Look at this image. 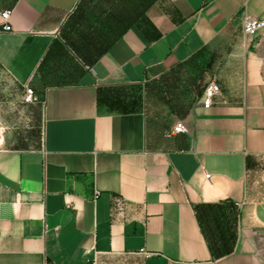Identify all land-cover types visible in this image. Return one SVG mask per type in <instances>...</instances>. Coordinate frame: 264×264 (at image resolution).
Wrapping results in <instances>:
<instances>
[{"label":"crops","instance_id":"1","mask_svg":"<svg viewBox=\"0 0 264 264\" xmlns=\"http://www.w3.org/2000/svg\"><path fill=\"white\" fill-rule=\"evenodd\" d=\"M5 10L0 264H264V32L241 30L264 0ZM205 54L211 107L205 88L181 111L156 101L154 83Z\"/></svg>","mask_w":264,"mask_h":264},{"label":"rangeland","instance_id":"2","mask_svg":"<svg viewBox=\"0 0 264 264\" xmlns=\"http://www.w3.org/2000/svg\"><path fill=\"white\" fill-rule=\"evenodd\" d=\"M211 60V57L205 54L175 71L168 72L163 80L151 86L150 93L159 94L156 101L164 100L166 94L168 99H165V103L172 105L175 111H181L182 108L192 103L197 94L207 85ZM156 101L148 102L149 109H155L157 105L161 104Z\"/></svg>","mask_w":264,"mask_h":264},{"label":"built area","instance_id":"3","mask_svg":"<svg viewBox=\"0 0 264 264\" xmlns=\"http://www.w3.org/2000/svg\"><path fill=\"white\" fill-rule=\"evenodd\" d=\"M9 16L10 11L5 10L1 11V31L8 32L11 30L9 25ZM241 30L245 37L253 39L257 37L261 32H264V18H255L248 15H243L241 18ZM220 94V87L215 81H210L209 84L205 87L201 103L203 108L208 109L212 106L213 100L216 96ZM22 102L25 104H37L40 103L39 98L34 93L33 89L29 86L24 88V93L22 95ZM187 132L185 124L181 121L175 123L171 130L167 133V137L177 134H184ZM2 134V127L0 125V135ZM205 179H209V175H205ZM90 264H95L92 261Z\"/></svg>","mask_w":264,"mask_h":264}]
</instances>
